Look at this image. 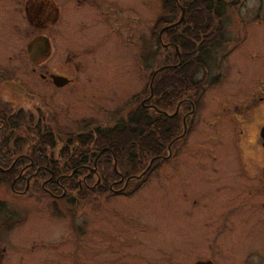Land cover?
Listing matches in <instances>:
<instances>
[{
	"label": "rangeland",
	"instance_id": "1",
	"mask_svg": "<svg viewBox=\"0 0 264 264\" xmlns=\"http://www.w3.org/2000/svg\"><path fill=\"white\" fill-rule=\"evenodd\" d=\"M151 1L155 16L148 24L150 27L155 26V34L151 36L149 49H142L140 46L136 50L126 48L125 31L121 36L122 39L120 37L118 39V42L122 41L123 43L121 47L120 44L117 45V48L112 47L110 44L112 39L107 37L106 49L98 51L95 60H92V73L98 74V76L92 77L93 81H87L83 76L80 77L87 71L85 65H79L77 72L73 71V74H81L79 77L74 76L76 78L74 85L68 88H58L57 91L50 88L46 82L41 83L37 75L40 67L29 63L21 67L12 65L13 58L17 54L13 48L18 39L15 37L10 39L5 34L3 37L0 32V59H5V63L0 64V68H3L2 70L13 78L29 83L32 88L42 90L48 101V105L43 107H40L35 100L28 101L31 111L29 110L26 116L31 118L33 126L36 125L35 130L55 133L57 143L67 142L68 139L65 137L68 135L87 131L94 126H113L121 119L126 120L129 112L137 108L142 100L153 97L154 92H151L150 88L153 72L165 62L164 58L168 50L159 52L158 49L157 36L164 27L163 23L159 22V15L162 13L161 1ZM223 23L226 28V40L220 48L216 49V64H213L215 70H209L211 73L208 75V82L196 104L197 115L193 114L194 116L187 117L185 130L181 133V135L184 133L186 135L184 134V138L178 139V142L172 147L171 161H164L156 168L159 170L198 169L199 186L193 190L196 194L190 197L192 200L197 198L199 202L197 205L192 202L186 206L187 223L185 225L183 222H178V214H175V210L172 209L174 207L171 206V202L166 204L163 199H158L156 201L158 205L154 207L156 211L151 218L158 219L162 223L160 229H165V222L169 220L167 223L169 228L162 236H158L156 232L151 237L135 236L139 242H136L131 249L128 248L131 253H154V255L157 253H188L193 258L188 259L186 264L198 259H213L218 264H252V260L256 262L255 264H264V222L258 224V221H253L257 217L264 218V211L261 213L257 207L247 208L244 212L241 210L240 213L235 214L233 217L235 221L230 220L226 223L227 209L219 210L220 213L214 215L216 205L214 201L210 203L214 197L211 196L214 190L211 185L217 188L214 180L220 174L223 178L217 179L218 182L220 181L218 186H222L225 181L228 182L231 185L229 195L234 197L233 201L246 203V194L242 193L243 191L238 192L240 185L236 178L227 179L224 177L225 173H215V170L223 169L219 166V158L224 155H231L238 159L239 156H242L241 158L246 161V170L254 177L250 181V188L253 191L255 189L258 191L259 181L255 176L259 169L256 164L263 165L260 151L262 140L258 137L256 127L253 124H246V113L248 118L254 117L252 108H249L248 113L247 108L250 103L246 101V98L257 91V88L253 86L254 82L259 79L261 73H264V67H262L264 65V0H238L237 4L229 5ZM136 26L138 35L141 36L140 34L146 28L140 21H137ZM28 36L34 37V34ZM140 41L141 39L138 42ZM110 46L111 49L108 48ZM156 52L159 53L157 59ZM62 53L64 54L62 55ZM65 53V50H60V56L64 60L61 61L59 58L58 61H55L58 62V68L63 63L66 65V58L70 57V53L67 56ZM78 53H80L79 56H77V52H75L76 56L71 53L75 58L70 57V65L77 63L78 59L82 60V64H84L86 51L80 50ZM139 57H143V61ZM55 58L56 55L49 57L48 64L51 65ZM147 59L149 60L147 61ZM34 67L37 71L34 70ZM42 68L45 69V66L42 65ZM65 68L71 67L66 66ZM11 70L12 72H10ZM202 76L203 72L199 77ZM215 77L216 81H214ZM13 78H8L7 83L12 82L16 87L17 82ZM65 90H69L71 93L64 94ZM5 92H8L7 88L0 85V94ZM76 95H83L86 98L80 100L81 98ZM138 96L139 99L135 101V97ZM183 110L185 112V109ZM183 110H181L182 115ZM32 133L34 132L32 131ZM56 133L60 138L57 137L58 135L56 136ZM219 154L221 155L219 156ZM214 155L218 158L215 159ZM224 159L220 158V161ZM236 169L238 170L240 167L236 166ZM160 181L162 182V180ZM160 185L161 183L158 186L151 184L152 188H148L150 186L146 183L140 191L144 193V197H149L148 193H154L155 188ZM146 186L147 189H145ZM235 196L237 197L235 198ZM260 197L261 195L254 199L257 201L256 203L261 201ZM0 200L6 202L7 208L10 210L6 214L13 216L15 222L11 228L3 226L2 221L5 219V214L0 213V253H2L0 264H19L21 253H33L34 255L37 253H65L67 249L70 250L73 243L80 245H73L74 248L79 249L75 251L76 253L74 252L75 264H99V253H101L99 231L97 230L99 222L98 213L95 212L97 210L93 209L99 205L98 196L91 198L88 202L81 203L75 214L67 209L70 207L60 201L62 211L65 213L62 212L56 218L49 214L51 199L43 193L19 197L13 194L8 183H0ZM251 202L253 203V201ZM163 203L166 204L165 210ZM174 205L176 206V204ZM180 205L178 204L175 209L179 210L178 206ZM88 210H90V228L92 230L89 237L90 253H85L83 247L85 238L79 237L73 228L69 229L70 225L68 226V224L74 218L80 221L88 216ZM26 212H29L27 220L20 223V218L24 220L27 217V215L24 216ZM254 223L258 224L257 234H255L256 232L247 234L246 226ZM184 225L185 227H183ZM260 227L262 229H259ZM136 238L134 241H137ZM64 243L66 244L63 247ZM253 250L255 254L252 256V260L243 262L245 253ZM258 250L263 253H259ZM233 255L236 256L235 261L231 257L228 258ZM124 262L126 263V261Z\"/></svg>",
	"mask_w": 264,
	"mask_h": 264
},
{
	"label": "flooded vegetation",
	"instance_id": "2",
	"mask_svg": "<svg viewBox=\"0 0 264 264\" xmlns=\"http://www.w3.org/2000/svg\"><path fill=\"white\" fill-rule=\"evenodd\" d=\"M150 1L151 0H0V32L3 37L6 35V37H10V39H13V37L18 39L13 48L17 54L13 58L14 62H12V65L21 67L29 63L40 67L37 75L41 83L46 82L50 88L57 91L58 88H68L74 85L76 80L74 76L77 75L76 77H79L81 75L73 74V71L77 72L76 70L79 69V65H85L87 71L80 77L83 76L87 81H93L92 77L98 76V74L92 73V60H95V55L99 53L98 51L101 52V49H106V44H108L107 37H111L112 40L110 44L112 47L117 48L118 44H120L121 47L123 43L122 41L118 42V39L123 36L125 31L126 48L136 50L140 46L142 49H149L151 36L155 34V26H152V28L148 24L155 16L153 3H150ZM160 1L162 13L159 17L164 13L162 0ZM137 21H140L142 26L146 28V30L140 34L141 36L138 35L136 30ZM29 34H34V37L28 36ZM139 39H141L140 42H138ZM108 48L111 49V46ZM68 49H71L72 52L71 50H69V52ZM60 50L66 51L65 56L70 53V57H72L71 53L75 55V52H77V56H79L80 53H78V51L85 50L86 55L84 57V64H82V60L77 58L78 62L70 65L71 58L68 57L66 58V65L63 63L61 67L58 68V62L55 61H58L59 58L61 61L64 60L62 56H60ZM63 54L64 53H62V55ZM54 55H56V58L54 62L49 65V57L51 58V56L53 57ZM74 58L75 57H72V59ZM4 60L0 59V61H3L2 63L0 62V64L5 63ZM140 60L143 61L142 58H140ZM148 60L149 59H147V61ZM42 65L45 66V69H41ZM66 66H70L71 68L66 69ZM262 67H264V65ZM2 69L0 68V85L5 86L8 92L0 94V113H4L7 118H13L15 122H19V127L21 129L20 133L23 137L22 142L24 146H27L23 152L14 155V161L11 167L2 168L3 172L10 171L18 162L17 178L23 176L27 177L26 187L23 190L21 188L15 189L14 183L11 185V190L14 195L28 197L36 193L45 194L51 199V211L49 214L54 218L57 216L59 217L62 212L65 213V211H62L60 201L70 207L67 209H70V211L75 214L77 213V207L81 203L88 202L91 198L98 196L99 205L97 208L93 209L97 210L95 212L98 213L97 218L99 222L97 229L99 231L101 252L99 253V264H186L188 259L193 258V256L188 253H157L154 255V253H131L130 249L134 247L136 242H139L138 238L135 236H139L140 238L145 236L151 237L154 232H156L158 236H162L169 228L167 226L169 220L165 222V229H160L162 223L158 219L151 218L156 211L154 207L158 205L156 204L158 199H163L166 201V204L171 202V206L174 207L172 209L175 210V214H178V222H183L186 225V206L192 202L197 205L199 202L197 198L192 200L190 197L196 194L193 190H196V186H199L198 169H153L142 171L141 173H133L117 169V159L114 157V169L99 173L97 164L101 157V154L99 155L100 152L96 155L93 166L84 162L85 156H77L78 159L76 157L75 159L79 163H70V169H68V166L66 170L58 168L61 161H65L64 156L59 153V151L64 148L68 141L58 142L57 145H59V147L57 148H59V151L54 154L43 156L33 152L39 138L37 134L32 133V129H36V125L33 126L31 118H27L26 116L30 110L28 107L29 100H35L40 107L48 105L44 92L39 88H32V86L25 81L22 82L19 79L13 78V76L5 73ZM34 70L37 71L35 67ZM10 72H12V70ZM11 77L17 82L16 87L12 82L7 83L8 78ZM60 77L65 78V83L62 85H59L56 81L61 80ZM253 86L257 88L256 92H258V94H256V92L251 94L246 98V101L250 103L247 108L248 113L249 108H252L254 117L248 118L246 113V124H253L256 130H258V137L262 140L260 143V151L263 165L260 166L256 164L259 169L257 171V176H255V178L258 177L259 186L258 191L256 189L254 191L251 190L250 181L253 180L254 177L246 170V161L241 158L242 156H239L238 159V157L234 158L231 155H224L220 157L222 159L225 158L222 161H220L219 158V166L223 167V169L215 170V173H225L224 177L227 179L230 178L233 180L236 178L240 185L238 192L240 193L243 191L242 193L246 194V203L244 201L242 203L234 202V197L229 195L231 185L225 181L222 186H218L220 181L218 182L217 179L223 178V176H221L222 174L217 176V179L214 180L218 189L211 185L214 189L211 196L214 197L213 200H210V203L214 201L216 205L213 214H219V210L225 211L227 209L225 213L226 223L230 220L235 221L233 219L235 214H238V212L240 213L241 210L244 212L247 208L254 209V207H257L261 213L264 211V137L262 136V129L264 128V73L260 74L259 79L255 80ZM63 92L64 94L71 93L69 90ZM76 96L80 97V100L86 98L83 95ZM186 100L187 99H184L183 101ZM150 101L151 98L142 100L138 106L143 105L151 109L154 105ZM87 103L89 102L87 101ZM189 103L191 104V110H185V112L183 110V115L181 114L183 131L185 130L187 117L193 116V114L195 116L197 115L195 102L189 100ZM181 107L183 106L180 105L177 113H181ZM5 121L6 120L0 116V131L5 127ZM184 136H179L178 139H182ZM220 155L221 154H219V156ZM214 157L215 159L218 158L215 155ZM43 158L47 159L50 163L35 167V163ZM171 159L172 156L170 155L166 161L170 162ZM64 165H66V163ZM33 166L35 170L31 171ZM228 166L231 167V169H228ZM236 166H239L240 169L237 170ZM59 167H61V165ZM41 170H44V172L49 175V179L57 178L58 183H60V180L63 178H75L80 185L74 188H67L63 185H61V188L58 186L47 187L45 181L41 187L32 186V179L36 178ZM94 176L98 178L99 195H95V193L92 192L96 187L89 184V181H91V178ZM107 177L108 179H106ZM160 180H162V182ZM83 182L86 183L85 187L82 185ZM146 183H148L149 186L151 184L152 186H158L160 183L161 185L155 188L154 193H148L149 197H144V193L140 190ZM152 186L148 188H152ZM60 189L61 192L59 191ZM145 189H147V186ZM81 191L84 193L83 196H81ZM257 195H261V201L259 203H256L257 201L254 200L258 197ZM237 196H235V198ZM251 201H253L254 204ZM164 204L165 203H163V209L165 210L166 204ZM174 204H176V206L181 204L178 206L179 210L175 209L176 206ZM26 208L29 209L28 207ZM236 208L238 209L235 210ZM87 213L88 216L80 221L76 220V218L72 219L68 226L70 225L69 229L72 230L73 228V231H76L79 237L83 236L85 238V241H83V247L85 249H83L85 253H90L89 237L92 230L90 228V210H88ZM26 215L27 217H25L24 220L20 218V223L27 220L29 212H26L24 216ZM242 219H245V217H242ZM253 221H258V224H262L264 218L257 217V219H253ZM258 224L254 223L246 226V233L256 232L255 234H257L258 228L256 229V227ZM63 225L65 224L63 223ZM185 225L183 227H185ZM178 228L181 229V227ZM259 229L262 228L260 227ZM135 238L137 241H134ZM67 242L68 239L66 243ZM66 243L62 246L64 247ZM73 245L75 244L73 243ZM73 245L70 250L67 249L65 253H37L35 255L33 253H21L19 264H75V251L79 249L77 247L74 248ZM76 245L80 246L79 244ZM258 251L259 253H263L261 250ZM245 254L244 260H242L243 262L249 259L252 260V256H254L255 253L253 250ZM1 257L2 253H0V260ZM230 257L235 261V255L229 256L228 258ZM124 261H126V263ZM200 261H211L212 264H218L213 259L193 260L190 264H196ZM255 263L256 262L252 260V264Z\"/></svg>",
	"mask_w": 264,
	"mask_h": 264
},
{
	"label": "trees",
	"instance_id": "3",
	"mask_svg": "<svg viewBox=\"0 0 264 264\" xmlns=\"http://www.w3.org/2000/svg\"><path fill=\"white\" fill-rule=\"evenodd\" d=\"M237 2L238 0H162L164 13L159 22H162L164 27L180 19L182 8H185V15L181 23L164 31L162 38L167 47L160 43L157 36L159 52H168L165 54V62L159 67L164 68L158 71L153 82L154 93L150 101L154 105L153 108L139 105L129 112L126 120L121 119L116 125L94 126L87 131L68 135L65 137L68 143L60 151L55 141V133L32 129L39 138L32 151L43 156L59 151L65 161H61L58 168L63 170H66L70 163H79L75 159L77 156H85L84 162L93 166L96 155L104 148L108 150L101 154L98 161L99 173L114 169V157L117 159V169L123 171L141 173L153 159L149 170L156 169L165 161L169 145L172 143V147L175 146L183 131L181 113L173 116L170 114L175 112L181 102V110H191L189 100L198 103L208 82V75L211 73L209 70L216 64V49L226 40L223 18L228 6ZM157 54L159 53L156 52V59L159 57ZM201 72L203 76L199 77ZM216 80L215 77L214 81ZM138 99L139 96L135 97V100ZM184 99L187 100L183 101ZM0 116L6 120L5 127L0 131V183H8L10 187L14 183L15 189L23 190L27 177L17 178L19 163L17 162L10 171L3 172L2 168L11 167L14 155L23 152L27 146L23 145L19 122L7 118L4 113H0ZM57 137L60 138L59 135ZM49 163L43 158L35 163V167ZM35 167L33 166L31 171H34ZM97 179L94 176L89 181V184L96 187L92 191L95 195L100 193ZM45 181L47 187L61 188L63 185L74 188L80 185L75 178H63L58 183L57 178L49 179L44 170L32 179L31 185L41 187ZM85 184L82 183L84 187ZM59 191L61 192V189ZM8 211L10 212L6 202L0 200V213L5 214L2 225L11 228L15 222L13 216L6 214Z\"/></svg>",
	"mask_w": 264,
	"mask_h": 264
},
{
	"label": "water",
	"instance_id": "4",
	"mask_svg": "<svg viewBox=\"0 0 264 264\" xmlns=\"http://www.w3.org/2000/svg\"><path fill=\"white\" fill-rule=\"evenodd\" d=\"M184 15H185V8H182V14H181L180 19H179L176 23L171 24V25H169V26H166V27H164V28L161 30V32H160V34H159V38H160V40L162 39V33H163L167 28H169V27H173V26H176V25H178L179 23L182 22V20H183V18H184ZM176 49L178 50V48H176ZM162 68H164V67H161L160 69H158L157 71H155L154 74H153V76H152V81H151V84H150L151 92H153V81H154V78H155V76L157 75L158 71L161 70ZM56 81L58 82L59 85H62L63 83H65V81L63 80V78H62L61 80H59V81H58V80H56ZM151 94H152V93H151ZM262 136L264 137V128L262 129ZM169 149H170V148H169ZM106 150H108V148H104V149H102V150L100 151L99 155L102 154L103 152H105ZM153 161H154V159L151 161V164H152ZM149 168H150V166L147 168V170H148ZM196 264H212V262H211V261H200V262H197Z\"/></svg>",
	"mask_w": 264,
	"mask_h": 264
}]
</instances>
